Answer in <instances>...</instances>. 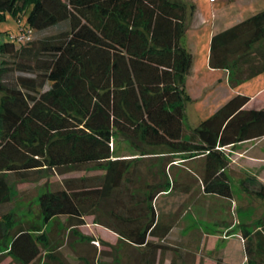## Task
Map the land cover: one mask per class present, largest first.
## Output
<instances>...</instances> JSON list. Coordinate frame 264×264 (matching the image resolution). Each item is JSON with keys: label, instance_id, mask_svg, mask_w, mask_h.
<instances>
[{"label": "trees", "instance_id": "obj_1", "mask_svg": "<svg viewBox=\"0 0 264 264\" xmlns=\"http://www.w3.org/2000/svg\"><path fill=\"white\" fill-rule=\"evenodd\" d=\"M195 10L188 0H0V22L8 13L24 16L36 32L66 27L22 44L0 32V57L13 58L26 73L6 80L10 68L0 60V209L16 183L46 170L101 169L41 194L43 221L67 216L82 225L89 210L109 201L106 227L144 247L143 264H151L163 246L148 237L162 239L171 230L152 206L164 190L135 189L138 159L114 156L116 134L136 150L165 146L202 155L203 192L232 197L221 148L263 137L264 109H245L250 98L235 94L185 134L192 55L181 41ZM209 47L210 67L226 70L231 88L264 73V9L213 34ZM241 186L264 201V185L255 178ZM12 218L0 211V242L10 237L7 254L28 264L38 255L33 232L40 226L13 227ZM252 235L256 248L247 243L246 264H264V225Z\"/></svg>", "mask_w": 264, "mask_h": 264}, {"label": "rangeland", "instance_id": "obj_2", "mask_svg": "<svg viewBox=\"0 0 264 264\" xmlns=\"http://www.w3.org/2000/svg\"><path fill=\"white\" fill-rule=\"evenodd\" d=\"M188 1H193L204 22L202 26L187 30L181 42L192 55L193 67L196 68L195 70L201 71L200 73L203 75L208 56L210 57L209 46L212 35L210 36L209 32L212 31L214 34L222 32L238 19H247L264 9V0H238L234 3L224 0ZM214 8L218 9L217 12H213ZM235 18L236 20L233 21ZM26 27L24 16L16 19L7 13L5 20L0 22V32L13 37L18 36L22 32L21 29ZM65 28L64 26L60 29L51 27L41 32L32 31L31 36L35 41L56 34ZM15 46L19 47V45ZM0 60H6L8 68H10L6 80L14 79L18 75H26V73L17 71L13 58L4 56L0 57ZM221 78L223 77L221 76ZM219 80L217 78V87H221L219 86L221 82L223 84V81L219 82ZM263 83L264 73L235 88L241 92L251 93L261 87ZM210 97L211 95L205 101L201 100L197 105L192 102L187 103L184 117L185 134H190L191 129L196 127L198 121L206 118L210 109L214 108V100L210 109L207 110L208 107L204 105ZM235 146L221 148L227 160L226 172L232 193L230 199H225L203 193L201 185L202 155H197L194 152L174 153L165 146H143L136 150L119 134L112 137L110 147L114 151V156L138 159L135 171V189L145 193L156 191L157 189L153 187L146 190L145 186L150 184L151 186H162L166 192L164 194H167L163 195L161 200L154 204V207L156 206L157 209L159 223L169 225L172 231L162 242V246L168 250L156 252L153 264H246L245 247L249 243L250 247L255 250L256 241L252 234L264 225V201L254 192L242 188L238 180L243 176L241 173L232 172L230 164L243 165L239 161L241 155L234 151ZM102 172L103 170L95 168L46 170L39 177L16 183L11 202L3 205L0 211L1 213L8 211L13 213V227L23 225L36 228L40 226L38 232H33V236L38 237L39 247L45 248L46 245L55 243L61 245L64 250H72L75 240L79 239L82 250L87 248L85 249L87 254L84 264H96L94 263L96 259L99 264L104 258L106 239L96 227H92L93 225L90 224L106 227L109 211H106L105 207L109 206V201L89 210L83 216L88 219L89 216L92 217V223L88 225L85 220H83V225H78L74 219L67 216L54 217L52 220H56L60 224V229L58 235L49 238L48 233L49 236L53 231L56 233V228L54 225L52 226V222L43 221L38 207V197L45 192L62 189L65 180L99 176ZM247 176L249 174L246 175V178H249ZM175 183L177 185L173 187ZM183 183L189 189V194L186 197L181 195L182 190L179 189L180 184ZM50 228L51 230L47 233ZM9 239L10 237L0 242V251L3 250L0 253L7 251L5 248H7L6 244ZM48 239L52 242L47 244ZM118 244H107L112 248L113 256L114 251L118 250ZM90 247L92 248L89 249ZM94 249L97 251L95 258L94 255L90 257L88 253L92 250L93 254ZM124 252L131 261H136L138 253L133 248H125ZM253 260H257V258L253 256Z\"/></svg>", "mask_w": 264, "mask_h": 264}, {"label": "crops", "instance_id": "obj_3", "mask_svg": "<svg viewBox=\"0 0 264 264\" xmlns=\"http://www.w3.org/2000/svg\"><path fill=\"white\" fill-rule=\"evenodd\" d=\"M211 1H213V0H211ZM224 1L234 3L238 0H224ZM191 2H193V1H191ZM213 10H214L213 12H217L218 9L214 8ZM234 20H236V18L233 19V21ZM241 21H243V20L238 19L237 21H235L234 23H231V24L235 25ZM203 22H204V19H203L201 13L198 12V10L196 8L193 19H192L191 24L189 26L190 28H188V30H191L197 26L198 27L202 26ZM233 25H231L230 27H232ZM226 29H228V27ZM213 34L214 33L212 31L209 32L210 36ZM208 58H209V56H208ZM192 60H193V58H192ZM195 69L196 68H194L193 64L191 63L190 71H189L187 78H186V92H187L188 96L190 97V102L195 103L196 105L201 100L205 101V99L209 95H211V97L209 98L207 103L204 104V105H206L205 107H208L207 108V110H208L211 108V104L213 103L212 101L214 100V105H213L214 108L210 109V113L208 116L213 114L219 107H221L226 101H228L235 94L246 95L250 98L249 101L244 106L245 109H252V110L264 109V83L262 84L261 87L256 88L251 93H245V92H241V91L237 90L235 87L231 88L229 83H228V72L226 70H222V69L211 68L209 65V59L207 60L204 75L202 73H200L201 71L195 70ZM261 75H263V73ZM261 75H259V76H261ZM221 76L223 78H221ZM259 76H257V77H259ZM217 78L220 79L219 82L223 81V84L221 82V85H219L221 87H217V84H216ZM218 89H220V90H218ZM216 91H217V93H216ZM213 93H215V95H213ZM196 107H197V109H199L198 106H196ZM228 147H230V146H228ZM235 148L236 149L234 151H236L238 153V155H241L239 161L242 162L243 165L232 163V164H230V168L232 169V172H238V173H241L243 175L242 178L241 177L238 178L239 183L244 182L246 179H248V178H246V175L249 174V176H247V177H249V178L255 177V179L259 183L264 185V136L260 137L258 139H253V140L245 141L242 143H238V144H236ZM226 170H227V167H226L224 172H225L227 178L229 179ZM184 184L185 183L180 184L179 189L182 190L181 195H185V197H186L189 194V189ZM176 185H177V183H175V185H173V187H175ZM152 187L156 188L157 190H163L162 186H151L150 184L145 186L146 190H148V188H152ZM164 193H166V192L161 191L160 193L155 195V197L153 198V201H152V204H153L152 206H153V209L155 211L156 219H157V209H156V206L154 207V204L159 202L163 195H167ZM105 209H106V211L110 212L111 211L110 205L109 206L107 205L105 207ZM109 212H108V214H109ZM58 217H65V216H58ZM85 217H82V220H85L87 222L86 225H88L89 223H92L91 222L92 221L91 216H89V219H88V217L87 218H85ZM52 219L53 218L49 219L47 222H52V226L54 225L56 228V233L53 231L52 233H50V236H49L48 232L51 230V228L49 230H47L49 238L50 237L54 238L56 235H58V231L60 229L59 228L60 224L56 220H52ZM90 225H93L92 227H96L106 239V244L104 247V249H105L104 258L99 264H143L144 261L148 260V258H146V255H144V251H145L144 247H142V246L140 247L137 245L130 244L127 240L122 239L117 233L108 229L107 227H100V226L98 227L95 224H90ZM92 229L95 230V228H92ZM171 231H172V228L169 231V233L166 235V237H164L162 239H158L157 237L153 236V237H148V240L151 241L153 244L163 245L162 242L169 236ZM46 242L48 244L49 242H52V241L50 239H48ZM110 243L111 244L119 243L118 248H117L118 250L114 251V256L112 255L113 254L112 248L109 245H107ZM73 245H74V247L72 250L71 249L70 250H64L61 245H58L55 243H52V244L50 243V244L46 245L45 248H41L37 245L38 255L34 260H32L28 264H84L85 263L84 259H85V256L87 254V251L85 249H87V248L85 247L84 251L82 250L81 243H80L79 239L75 240ZM129 247L133 248L138 253L136 256L135 262H134V260L131 261L130 258L127 257L125 252H124V249L129 248ZM91 248L92 247H90L89 249H91ZM162 250L166 251L168 249H165V247L163 246V248L157 249V251H155V253L162 251ZM96 252L97 251L94 249L93 254H92V250L89 251L88 253L90 254V257H92L94 255V258H95ZM155 253H152L151 257L149 258V261L151 262V264H153V261L155 259L154 258ZM6 254H7V251L0 253V264H18L19 263L18 260L13 258V256L6 255ZM96 260H98V259H96ZM96 260H94V263L98 264V262H96Z\"/></svg>", "mask_w": 264, "mask_h": 264}, {"label": "built area", "instance_id": "obj_4", "mask_svg": "<svg viewBox=\"0 0 264 264\" xmlns=\"http://www.w3.org/2000/svg\"><path fill=\"white\" fill-rule=\"evenodd\" d=\"M31 34H32V29L26 28L23 29L18 36L13 37V40L18 44H22L32 40Z\"/></svg>", "mask_w": 264, "mask_h": 264}]
</instances>
